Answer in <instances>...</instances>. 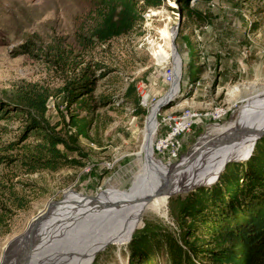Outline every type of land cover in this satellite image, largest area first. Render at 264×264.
Returning a JSON list of instances; mask_svg holds the SVG:
<instances>
[{"label":"rangeland","instance_id":"rangeland-1","mask_svg":"<svg viewBox=\"0 0 264 264\" xmlns=\"http://www.w3.org/2000/svg\"><path fill=\"white\" fill-rule=\"evenodd\" d=\"M189 1L191 7L208 15L210 24H199L183 14L181 0H167L162 7L148 11L143 25L132 33L86 51L77 35L91 25L99 0H0V161H4L0 164V179L9 181L26 204L24 209L11 206L2 212L5 216L0 222V259L5 243L23 233L44 206L61 200L65 191L95 196L107 188L128 191L132 187L142 168L136 154L142 148L148 118L172 88L163 79L165 65L159 64L155 56L164 44L160 28L166 24L172 28V44L174 27L182 19L176 46L183 60V79L181 92L178 87L175 94L177 98L157 115L156 135L164 131L170 118L185 111L200 113L202 118L184 139L176 163L168 164L154 154V162L164 171L180 165L204 135L215 134L219 126L237 120L253 91L232 94V90L254 82L264 84V0ZM29 41L35 46L30 45L35 48L31 53L23 48ZM57 49L65 51L67 64L57 61ZM89 66V78L94 82L93 90L85 96L89 109L69 105L66 83ZM32 85L48 91V112L42 121L60 137L71 142L77 135L78 129L71 126L72 116L89 122L87 136H77L78 151L60 146L66 157L80 161L82 166L29 174L17 161L24 153V145H36L42 140L37 133L27 132L31 117L36 114L18 108L24 106L22 94ZM133 87L146 114L138 115L134 96H127ZM145 95H151V99L145 101ZM153 99L158 102L154 104ZM25 134L29 138L24 142ZM15 143L19 144L11 149ZM253 153L236 163L247 162ZM224 171L210 185L189 188V192L172 198L184 197L200 188L212 189ZM180 181L177 184L184 186L189 182ZM171 199L166 207L169 221L144 215L139 229L147 223L175 229ZM130 243L122 250L107 247L95 255L91 264H131ZM150 264L169 263L161 256Z\"/></svg>","mask_w":264,"mask_h":264},{"label":"trees","instance_id":"trees-1","mask_svg":"<svg viewBox=\"0 0 264 264\" xmlns=\"http://www.w3.org/2000/svg\"><path fill=\"white\" fill-rule=\"evenodd\" d=\"M166 1L99 0L96 15L86 31L77 35L78 42L87 51L128 35L143 25L148 11L162 7ZM181 2L183 14L199 24H210L208 15L191 7L189 0ZM30 45L34 43L29 41L23 46L27 53L35 49ZM54 56L58 62H69L65 51L57 49ZM89 74L90 66L81 69L66 83L64 91L69 105L89 109L85 96L91 93L94 85ZM127 96H134L138 115L146 114L136 88H131ZM49 98L47 90L32 85L22 94L24 106H18L27 114H36L31 117L27 132L37 133L42 139L36 145H24V153L17 159L29 174L82 166L80 161L66 157L60 146L78 151L77 136H87L89 122L72 116L71 126L78 129L77 135L71 142L60 137L42 121L48 112ZM28 138L25 134L24 142ZM18 144L11 145V149ZM2 163L4 161H0ZM8 183L0 179V222L5 216L2 212L8 207L26 208L25 199ZM171 216L176 226L172 230L155 223H147L141 229L142 223L137 226L129 245L131 264H150L161 256L166 257L169 264H264V137L258 141L247 162L229 163L219 184L212 189L200 188L184 197L172 198Z\"/></svg>","mask_w":264,"mask_h":264},{"label":"bare ground","instance_id":"bare-ground-1","mask_svg":"<svg viewBox=\"0 0 264 264\" xmlns=\"http://www.w3.org/2000/svg\"><path fill=\"white\" fill-rule=\"evenodd\" d=\"M171 29L167 24L160 28L164 44L155 53L158 63L165 65L164 74L167 68L174 69L173 62L171 63L175 60ZM178 87L177 82L173 81L171 96H175ZM248 90L253 91V94L245 100L237 120L228 126H219L215 134L210 132L204 135L191 154L177 166L179 176L171 175L174 166L164 171L157 165L153 160L154 147V153L149 148L158 131L157 103L143 131L142 148L136 154L142 168L132 187L128 191L107 188L95 196L65 191L63 202L55 206L51 205L57 201L47 203L23 233L5 243L0 264H16L21 256L22 264H91L95 255L109 246L120 250L126 247L144 215L167 220L169 195L210 185L221 175L227 163L244 161L250 157L256 143V134L234 138L219 149H214L210 142L235 127L243 131H264V84L254 82L237 86L232 94ZM149 97L145 95L144 100L149 101ZM199 114L185 111L170 118L169 123L197 121L202 118ZM140 177L142 179L138 183ZM184 179L189 180L185 186L177 184ZM164 190L167 192L157 195Z\"/></svg>","mask_w":264,"mask_h":264},{"label":"water","instance_id":"water-1","mask_svg":"<svg viewBox=\"0 0 264 264\" xmlns=\"http://www.w3.org/2000/svg\"><path fill=\"white\" fill-rule=\"evenodd\" d=\"M182 26V19L180 18L179 19V22L176 24V26L174 27L175 29V32H174V38H173V41H172V46H173V49H174V56H175V60L173 61V65H174V70H175V74H174V82L176 81L178 86H179V90L178 92H181V82H182V79H183V60L178 52V49H177V46H176V39L178 37V34L180 32V28ZM171 91H172V88L171 90L169 91L168 94H166L163 98H161L158 102V106H157V112L156 114H158L161 110H163L164 108H167V106H169L177 97L175 96H171ZM257 135L256 137V143L262 138L264 137V131H259V130H256V129H249V130H245L243 131V129L239 128V127H235L231 130H229L226 134H222L220 135L219 137L213 139L211 142V145L213 146L214 149H219L221 148L222 146H224L225 144H228L232 139L234 138H237V137H240V136H247V135ZM153 141L151 142V144L149 145V148L151 149L152 153H154L153 151ZM255 143V145H256ZM255 145L253 147V151L255 149ZM192 151H190L189 154H191ZM153 155V154H152ZM235 162H240V161H235ZM230 163V162H229ZM228 164V163H227ZM226 164V165H227ZM226 165L224 166L223 168V171L225 170V167ZM177 166L178 164L175 165L174 169L172 170V173L171 175L172 176H175L176 173H179L177 172ZM188 170V169H187ZM147 174V173H146ZM145 174V175H146ZM143 177V176H141ZM140 177V179L137 181L138 183L140 182V180L142 179ZM144 178V177H143ZM207 185H201V186H198L196 188H199V187H206ZM190 190H184L182 192L183 193H187L189 192ZM167 191H161L159 192L157 195H161L163 193H166ZM176 195V194H175ZM174 194H171L169 195V198L171 199L173 196H175ZM64 197H65V193L63 195V198L55 203H53L51 206H55L56 204H59L61 202L64 201ZM150 199V198H149ZM148 199V200H149ZM169 221V220H167ZM132 241V240H131ZM23 257H19L16 264H22L23 262Z\"/></svg>","mask_w":264,"mask_h":264},{"label":"built area","instance_id":"built-area-1","mask_svg":"<svg viewBox=\"0 0 264 264\" xmlns=\"http://www.w3.org/2000/svg\"><path fill=\"white\" fill-rule=\"evenodd\" d=\"M174 69H168L163 74V79L166 84L172 86L174 81ZM150 94V93H149ZM151 99V95L149 97ZM154 104L158 101L154 100ZM198 121H180L176 123H165L164 131L160 135H156L154 141V151L158 156L163 157L168 164L177 162L180 158L182 149L184 147V139L192 132ZM158 134V132H157Z\"/></svg>","mask_w":264,"mask_h":264}]
</instances>
